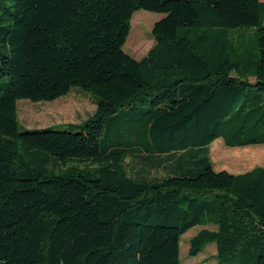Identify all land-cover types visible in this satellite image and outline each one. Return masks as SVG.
I'll list each match as a JSON object with an SVG mask.
<instances>
[{
    "label": "trees",
    "instance_id": "obj_1",
    "mask_svg": "<svg viewBox=\"0 0 264 264\" xmlns=\"http://www.w3.org/2000/svg\"><path fill=\"white\" fill-rule=\"evenodd\" d=\"M138 9L165 15L135 59ZM74 86L77 131L20 129ZM217 138L264 144L263 0H0V264H179L196 225L188 255L264 264V167L215 171Z\"/></svg>",
    "mask_w": 264,
    "mask_h": 264
},
{
    "label": "rangeland",
    "instance_id": "obj_2",
    "mask_svg": "<svg viewBox=\"0 0 264 264\" xmlns=\"http://www.w3.org/2000/svg\"><path fill=\"white\" fill-rule=\"evenodd\" d=\"M165 14L144 9L133 12L130 20L129 34L123 45V51L135 59H140L153 45L152 27ZM251 40H255L256 32L251 30ZM254 42V41H253ZM96 97L79 87H71L70 91L52 101H17V118L21 130H37L52 128L57 130L77 131L80 125L95 111ZM208 155L215 171L225 170L236 174L264 167V144L244 146H227L221 138L215 139L208 148ZM130 170L140 166L136 160L127 159ZM150 174L163 176L164 168L150 169ZM214 228L213 225H206ZM196 225L181 235L179 242V264H218L216 245L206 244L195 256L188 255L190 238L202 228Z\"/></svg>",
    "mask_w": 264,
    "mask_h": 264
},
{
    "label": "crops",
    "instance_id": "obj_3",
    "mask_svg": "<svg viewBox=\"0 0 264 264\" xmlns=\"http://www.w3.org/2000/svg\"><path fill=\"white\" fill-rule=\"evenodd\" d=\"M264 1V0H263Z\"/></svg>",
    "mask_w": 264,
    "mask_h": 264
}]
</instances>
